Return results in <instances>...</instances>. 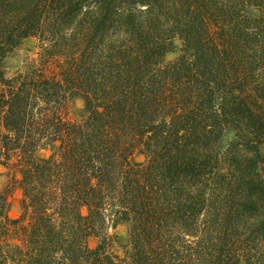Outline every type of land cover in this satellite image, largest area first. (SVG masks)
I'll use <instances>...</instances> for the list:
<instances>
[{"label":"trees","instance_id":"16d2710c","mask_svg":"<svg viewBox=\"0 0 264 264\" xmlns=\"http://www.w3.org/2000/svg\"><path fill=\"white\" fill-rule=\"evenodd\" d=\"M0 168V264H264V0H0Z\"/></svg>","mask_w":264,"mask_h":264},{"label":"rangeland","instance_id":"374dc122","mask_svg":"<svg viewBox=\"0 0 264 264\" xmlns=\"http://www.w3.org/2000/svg\"><path fill=\"white\" fill-rule=\"evenodd\" d=\"M254 14L257 11H253ZM39 50V41L36 37L30 36L21 41V43L10 52L4 59L7 75L14 73L17 69L25 65L26 60L32 59L37 55ZM181 41L175 39L171 48L165 55L166 60H173L181 53ZM84 102L81 98H76L71 107V113L76 116L77 113L83 108ZM46 150L40 151L41 156L47 155ZM142 155H138L137 159L142 160ZM7 181V175L4 168H0V189H3ZM21 197L20 189H15L9 199L8 213L12 218L17 217L21 212ZM110 232L115 237L113 249L118 253H123V247L128 239V227L125 222H116V224L109 228Z\"/></svg>","mask_w":264,"mask_h":264}]
</instances>
